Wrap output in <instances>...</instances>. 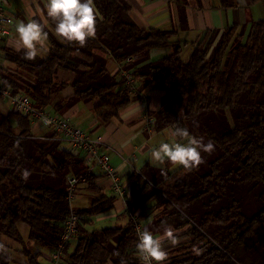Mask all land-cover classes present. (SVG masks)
Wrapping results in <instances>:
<instances>
[{"label": "trees", "instance_id": "obj_1", "mask_svg": "<svg viewBox=\"0 0 264 264\" xmlns=\"http://www.w3.org/2000/svg\"><path fill=\"white\" fill-rule=\"evenodd\" d=\"M94 3L102 19L85 47L58 38L50 19L45 29L50 51L43 57L26 60L3 39L0 83L47 109L62 108L60 94L71 88L67 102L96 101L93 111L102 123L132 103L121 71H111L113 64L162 90L156 130L184 127L190 138L215 145L211 154L202 152L205 162L197 169L182 166L150 183L139 178L132 191L139 197L156 189L138 206L156 203L153 231L189 227L181 236L188 242L170 264H264V20L247 38L237 27L208 31L187 58L175 31L141 28L126 0ZM168 48L174 49L171 55L152 60L153 50ZM23 169L32 173L27 181ZM71 176L79 179L77 190L85 184L97 195L84 210L74 211L70 204ZM97 182L85 159L66 150L58 134L37 137L28 118L0 111V243L6 248L0 264H13L15 254L27 264H40L42 251L53 256L64 244V223L72 211L83 222L110 212L114 199ZM139 218L143 222L144 213ZM78 232L57 263L66 256L68 264H143L130 218L123 227L80 234L69 252Z\"/></svg>", "mask_w": 264, "mask_h": 264}, {"label": "crops", "instance_id": "obj_2", "mask_svg": "<svg viewBox=\"0 0 264 264\" xmlns=\"http://www.w3.org/2000/svg\"><path fill=\"white\" fill-rule=\"evenodd\" d=\"M131 7V15L135 22L143 29H158L163 31H175V41L182 46L184 57L191 54L193 45L200 40L208 31L215 30L223 32L227 28L237 27L239 33H243L247 38L253 25L258 21L264 20V0H126ZM46 0H9V7L6 14L11 19L10 32L4 38L6 46L15 50L13 42L17 37L15 25L20 21L27 22L32 17L26 14V9L31 5L35 11L37 8L45 12L44 6ZM39 12L36 19H40ZM49 43V42H48ZM50 48V43H49ZM174 49H157L151 54L152 60H159L171 55ZM114 74L117 71L115 64L111 68ZM137 89L132 94V103L118 117L102 123L94 114L95 102H84L72 98L74 92L71 88L64 90L60 94V100H64L62 108L50 107L48 110L58 116L67 117L75 126L87 132L91 137L101 138L102 150L111 157V163L117 173L122 177L123 186L129 191V199L134 198L129 206L138 214L144 213V224L154 235H161L163 231H153V222L158 215L159 209L155 208V202H150L144 208H138L134 202L143 198L133 196L132 191L135 188L139 178L147 182H154L167 171L174 173L182 166H173L167 161L159 165L151 159L150 149L156 148L162 142L172 143L175 137L172 136L173 129L168 128L157 131L155 126L152 131L147 129L146 118L155 119L156 113L161 109L165 93L162 90L155 89L149 83L137 79ZM0 111L9 113L13 107L9 100L0 98ZM34 134L37 137H45L53 132L45 128L40 123L31 124ZM63 147L73 152L70 144L62 139ZM85 159L84 153L73 152ZM97 178L98 187L103 193L114 199L113 209L110 212L98 216L102 223L100 228L91 229L94 225V217L90 221L83 222L79 227L77 236L70 244L69 252H72L77 244L76 240L80 234H99L108 228L123 227L127 225L129 216L126 213V205L122 199L117 197L112 190V181L99 169L91 170ZM163 172V174H161ZM142 184V183H141ZM142 186V185H141ZM154 191V187L151 188ZM77 207L74 211L88 208L97 195L89 191L85 184H81L76 193ZM144 202V201H143ZM141 202L139 205H141ZM81 206V207H80ZM131 208V207H130ZM189 227L175 231L177 243L172 245L165 242V248L168 251L169 259L165 264H170L172 255L181 246L188 242V239L181 238L186 234ZM47 251H42L43 255ZM44 255L46 259L52 261L50 253ZM176 255V254H175ZM42 258V256H41ZM40 258V259H41ZM40 264L41 260H40ZM60 264H68L66 256Z\"/></svg>", "mask_w": 264, "mask_h": 264}, {"label": "clouds", "instance_id": "obj_3", "mask_svg": "<svg viewBox=\"0 0 264 264\" xmlns=\"http://www.w3.org/2000/svg\"><path fill=\"white\" fill-rule=\"evenodd\" d=\"M44 9L46 18L44 11L39 8L34 11L29 5L26 14L32 19L15 25L17 37L13 46L17 52H23L24 59L33 61L50 51L49 33L45 30L48 19L55 24L56 36L65 43L75 42L80 47H85L90 38L96 37L98 18L102 19V16L94 0H47ZM38 12L40 19H36ZM172 136L176 138L174 142H162L158 147L150 149L152 161L159 165L167 161L173 166H183L190 171L205 162L202 152L211 154L215 150L212 141L204 143L202 139L190 138L189 130L184 127L176 126ZM185 140L186 143L183 142ZM31 174L28 169H23L21 177L27 181ZM165 242L172 245L177 243V235L171 227L165 228L159 236L148 229L138 232L136 247L143 264H165L169 259ZM5 251V245L0 243V252Z\"/></svg>", "mask_w": 264, "mask_h": 264}, {"label": "built area", "instance_id": "obj_4", "mask_svg": "<svg viewBox=\"0 0 264 264\" xmlns=\"http://www.w3.org/2000/svg\"><path fill=\"white\" fill-rule=\"evenodd\" d=\"M8 7L9 0H0V47L2 40L7 37L10 32L9 27L11 19L6 14ZM117 69L118 71H121L120 77L125 80V84L129 88L130 94H134L137 89V80L133 74L130 71L123 70L122 66H118ZM0 98L9 100L13 110L28 118L31 124L40 123L45 128H48L52 132L58 134L62 139L70 144L73 152L84 153L85 161L89 169L101 170L106 177L112 181L113 193L124 201L126 205L125 211L132 221L133 232L138 240V232L145 229L144 224L139 218V214L130 208L129 191L123 186L122 177L113 167L110 155L102 150L103 142L101 138L91 137L87 132L75 126L67 117L58 116L57 114L50 112L47 108L34 103L28 95L13 93L11 89L4 88L1 83ZM146 123L147 129L152 131L156 121L152 117H147ZM68 185L69 201L71 204L76 198L79 179L75 176L69 177ZM82 222L83 217L72 211L71 215L64 223V244L60 247L59 251L52 256V260L55 263L60 260L65 244L69 242L74 235H76ZM140 261L142 262L141 259ZM153 264H155V262H153Z\"/></svg>", "mask_w": 264, "mask_h": 264}, {"label": "rangeland", "instance_id": "obj_5", "mask_svg": "<svg viewBox=\"0 0 264 264\" xmlns=\"http://www.w3.org/2000/svg\"><path fill=\"white\" fill-rule=\"evenodd\" d=\"M185 55V54H184ZM190 54H187L185 57H189ZM3 64V63H2ZM6 68H8L10 65H8L7 63L6 64H3ZM0 73H2V70H0ZM81 186V185H80ZM153 194V190L152 189H149L146 191L145 195L143 198H140L138 200H136L134 202V204L136 206H139V204L143 201H145L148 197H150L151 195ZM72 207H74L75 209H79L77 207V197L75 198V200L71 203ZM81 207V206H80ZM73 209V208H72ZM98 216L94 217V225L91 227V229H98L100 228V226L102 225V223H105L107 221H103V222H99L97 219ZM24 227V226H22ZM23 232H24V228H22ZM176 254V251L175 253L172 255V258H176L177 255ZM44 255H49L47 252H45L43 255H42V258L40 259L41 260V263L42 264H60V263H54V262H51L50 260L46 259V257ZM51 258H52V255L50 254ZM172 258H171V261H172ZM13 264H27V260L22 257L21 255H17L15 254L14 255V259H13Z\"/></svg>", "mask_w": 264, "mask_h": 264}]
</instances>
